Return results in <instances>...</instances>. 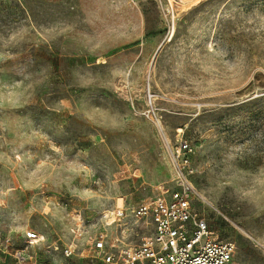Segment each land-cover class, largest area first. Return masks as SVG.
<instances>
[{
  "label": "rangeland",
  "instance_id": "rangeland-1",
  "mask_svg": "<svg viewBox=\"0 0 264 264\" xmlns=\"http://www.w3.org/2000/svg\"><path fill=\"white\" fill-rule=\"evenodd\" d=\"M178 138L194 209L264 264V0H0V264L137 242Z\"/></svg>",
  "mask_w": 264,
  "mask_h": 264
},
{
  "label": "built area",
  "instance_id": "built-area-1",
  "mask_svg": "<svg viewBox=\"0 0 264 264\" xmlns=\"http://www.w3.org/2000/svg\"><path fill=\"white\" fill-rule=\"evenodd\" d=\"M191 153L188 142L178 138L171 155V181L175 186L162 185L156 196L130 207L134 224H151L148 234L133 244L124 241L131 229L128 227L120 229V237L115 241L102 233L88 235L91 256L98 259V264H236L234 244L219 240L192 205L195 195L190 180L194 174ZM122 215V211H117L115 216ZM76 247L73 243L66 245L64 255H72Z\"/></svg>",
  "mask_w": 264,
  "mask_h": 264
},
{
  "label": "bare ground",
  "instance_id": "bare-ground-1",
  "mask_svg": "<svg viewBox=\"0 0 264 264\" xmlns=\"http://www.w3.org/2000/svg\"><path fill=\"white\" fill-rule=\"evenodd\" d=\"M118 211H120V210H118Z\"/></svg>",
  "mask_w": 264,
  "mask_h": 264
}]
</instances>
